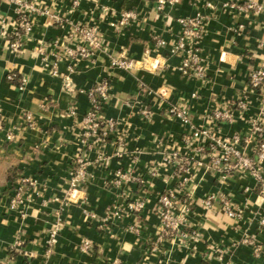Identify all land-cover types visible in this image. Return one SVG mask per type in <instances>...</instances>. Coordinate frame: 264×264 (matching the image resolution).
I'll use <instances>...</instances> for the list:
<instances>
[{"label": "crops", "instance_id": "1", "mask_svg": "<svg viewBox=\"0 0 264 264\" xmlns=\"http://www.w3.org/2000/svg\"><path fill=\"white\" fill-rule=\"evenodd\" d=\"M28 1L38 11L31 13L32 30L15 52L10 41L19 0H0V264H264L258 182L243 170L225 174L212 168V156L221 149L211 151L204 139L194 142L190 131L209 127V140L231 139L251 135L255 119L264 130V94L249 86L250 74L264 68V13L231 9L230 0H173L163 9L157 0ZM126 11L136 17L123 24ZM197 15L206 17L197 43L206 68L202 79L179 70L183 55L176 48L179 19ZM92 25L102 37L99 49L89 58H57L59 45L77 27ZM120 56L135 67L111 68V58ZM54 63L58 74L51 70ZM12 73L21 77L20 85L8 79ZM103 78L111 87L102 116L117 122L125 146L119 154L109 139L92 150L88 180L68 194L73 160L83 149L88 94ZM241 98L246 110L238 106ZM172 105L186 109L191 126L168 114ZM223 110L230 119L214 120ZM26 113L36 127L28 126ZM200 145L205 151L197 155ZM254 147L251 142L238 149L252 155ZM11 168L19 171L13 182ZM119 169L134 180L115 188L111 180ZM21 177L30 181L19 182ZM179 186L193 205L186 226L192 235L161 238L158 198ZM16 195L22 202L12 206ZM139 199L144 208L132 211L129 204ZM225 199L240 216L228 215ZM57 212L64 225L46 255ZM86 239L92 252L81 250Z\"/></svg>", "mask_w": 264, "mask_h": 264}, {"label": "built area", "instance_id": "2", "mask_svg": "<svg viewBox=\"0 0 264 264\" xmlns=\"http://www.w3.org/2000/svg\"><path fill=\"white\" fill-rule=\"evenodd\" d=\"M173 0H157L159 9H163L165 4ZM227 7L238 10L241 12H248L252 9H256L259 12L264 13V5L257 4L253 0H230L226 4ZM38 8L28 0H19V7L17 10V29L13 33L14 40L10 41V47L15 52L18 51L22 45L24 38L32 30V22L30 20L31 13L37 12ZM136 17V13L132 11H126L122 15L121 23H127L129 19ZM206 17L197 15L192 19H179V23L182 27L181 34L177 43V50L182 53L183 57L179 65V70L185 75H194L199 78H204L206 74L205 61L200 55V48L198 41L203 35ZM64 43L59 45V50L55 53L57 58L63 61H71L82 58H89L93 52L102 46V37L98 30V27L92 26H79L75 32ZM159 45H163V41L158 42ZM110 67L113 69L129 71L135 67V62L127 57H112L110 60ZM53 74H58V64L54 63L52 66ZM72 71V68H70ZM15 74H10L8 79L12 81ZM249 86L258 94H264V68L254 71L249 77ZM110 81L107 78H103L89 91L90 106L85 117L83 118L84 133H83V149L78 153L77 157L73 160L70 178H69V191L72 193L79 188L81 184L88 180L87 166L89 165L88 154L99 145H105L109 139L114 142V145L120 150L125 146V133L121 132L117 126V122L113 120H107L102 116V107L104 102L108 99L110 91ZM261 114H264V97ZM238 106L242 110L248 108V102L241 98L238 101ZM168 114L176 119L181 120L183 123L191 126L190 117L185 108L178 105H172L168 107ZM143 114L148 115L149 111L143 109ZM231 113L229 110L217 111L214 114V120L230 119ZM24 119L28 126L34 128L37 126L31 114L26 113ZM3 119L0 116V128L2 127ZM191 138L192 140L199 141L204 139L207 146L211 151L215 148H220L219 154H214L211 159L212 168L229 174L238 170L246 171L250 174L259 185L260 195L264 200V130L258 119L253 121V127L251 135L236 134L231 139L221 140H209L210 128L209 127H192L191 126ZM8 139L12 140L14 135L8 134ZM255 145V154L249 155L238 147L243 143H251ZM199 145V144H198ZM205 151L204 145L197 146L195 152L197 155L202 154ZM215 151V150H214ZM180 159H177L176 165L178 169L185 172V168ZM134 178L130 173H126L123 170H117L113 174L112 183L115 188H120L123 185L130 183ZM30 179L21 177L19 182L26 183ZM182 183L187 182L186 177H182ZM21 198L16 195L12 199L11 205L21 204ZM159 217L161 219L162 231L161 238H181L188 239L192 234L187 230V217L190 214L192 208H190V200L185 198L183 193V186L176 187L169 191L163 192L159 198ZM145 200L139 199L129 204L132 211H139L144 208ZM207 205H210V200H207ZM224 208L228 215L232 217H238L241 213L234 209L228 200H224ZM57 218L53 222L47 240L46 255H50L53 251L55 244L57 243L58 236L64 225L63 219L60 213H56ZM264 224V219L261 220ZM246 242H250L246 240ZM81 250L84 252H92L93 244L90 240L86 239L82 242ZM256 251L260 252L259 246H256ZM28 264V263H27ZM156 264H164L161 260Z\"/></svg>", "mask_w": 264, "mask_h": 264}, {"label": "trees", "instance_id": "3", "mask_svg": "<svg viewBox=\"0 0 264 264\" xmlns=\"http://www.w3.org/2000/svg\"><path fill=\"white\" fill-rule=\"evenodd\" d=\"M14 38L15 37L12 35L11 39L14 40ZM13 74H15V76L12 79V82H14L17 85H20L21 84V77L18 74H16V73H13ZM18 173H19V171L16 168L9 169V172H8V180L10 182H13L16 179H18L19 178V174ZM185 198H186V196H185ZM189 206H190V208H193V205L190 204V203H189Z\"/></svg>", "mask_w": 264, "mask_h": 264}]
</instances>
